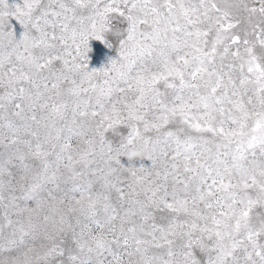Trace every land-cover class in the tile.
I'll list each match as a JSON object with an SVG mask.
<instances>
[{
  "label": "snow or ice",
  "instance_id": "1",
  "mask_svg": "<svg viewBox=\"0 0 264 264\" xmlns=\"http://www.w3.org/2000/svg\"><path fill=\"white\" fill-rule=\"evenodd\" d=\"M0 8V24L16 18L26 29L17 39L5 28L0 48L15 109L0 104L10 114L0 116L10 131L0 144L15 149L0 163V202L22 217L5 216L0 232L11 229L6 248L27 249L7 264H264V0H0ZM111 36L119 53L110 63L120 69L94 83L75 53L90 39L113 48ZM46 95L39 106L54 122L69 107L55 99L65 95L74 124L91 118L75 133H91L87 147L59 134L21 138L10 117L27 119L28 100L39 124L34 106ZM121 126L130 130L113 145L107 133ZM136 143L154 161L146 176L129 158ZM97 160L103 166L92 169ZM69 181L79 198L60 196Z\"/></svg>",
  "mask_w": 264,
  "mask_h": 264
},
{
  "label": "rangeland",
  "instance_id": "2",
  "mask_svg": "<svg viewBox=\"0 0 264 264\" xmlns=\"http://www.w3.org/2000/svg\"><path fill=\"white\" fill-rule=\"evenodd\" d=\"M195 2V0H193ZM217 2L221 3L222 5L230 2V0H217ZM8 3L10 6L12 5H19L20 3H23V0H8ZM0 11H3L2 8H0ZM86 27H90L87 25V22H85ZM244 27V25H242ZM5 28H7L9 31L15 34L16 38L19 39V37L23 34V32L26 30L25 25L21 24L19 19L13 18V19H7L5 18V21L3 24H0V48H2L3 44H7V39H4L3 33L5 31ZM110 43L114 45L113 48H108L104 44H102L100 41H97L95 39H90L87 41V43H80V51L79 53H75L78 56V59L80 62L84 63L87 68L93 70V82H103V80L111 73L113 77L117 75V71L120 69V65H112L110 61L116 59L119 53L118 46H116L115 37L111 36ZM71 43V41H69ZM235 50V48L233 49ZM231 58H229L226 63H230ZM107 65V67H106ZM138 70V68L136 69ZM228 69H225L227 71ZM134 74V73H133ZM238 74V69L234 71L233 75ZM3 78V69H0V104H5L7 107L13 111L15 109L11 104H8V101L6 100V91H5V85L7 84L6 79ZM25 87H28L27 85H24ZM123 86V85H122ZM252 86L249 85V88ZM161 90H163V86L161 85ZM15 94V93H14ZM47 95H51V93H48ZM47 95L43 97L40 101L37 102V104L34 106V114L37 117V120L40 122L37 124L35 121L31 120V116L33 115V111L28 110V105L31 103V101L25 100V115L27 119L25 120H19L15 117H10L17 125H23L22 128H20L18 134L21 136L23 140H32L35 142L34 138L30 135H28L29 131L38 132L41 139L45 137L46 134L50 133L52 136H55L59 134L61 136V143L64 141H67L69 144H71L72 148L75 149L77 146H79L81 149L87 147L85 144L86 138H91V133L88 132V136H77L75 133L79 131H87L89 124L91 123V118H89L86 122L85 121H78V123L74 124L72 122V108L74 107V101L73 98L68 97L67 95L59 98H55L57 102H67L69 107L67 111L65 112L64 119L59 120L57 119L55 122L52 118L49 117L48 109H44L40 107L39 105L46 101ZM124 95V94H120ZM133 93L129 92L127 93L128 97H131ZM251 93H249V96ZM116 97L114 96L113 99ZM246 97L245 99H247ZM86 99V98H85ZM94 102V98H93ZM257 110H259V104H256ZM3 115H10L7 112H4L3 110H0V116ZM84 123V129L80 128V123ZM7 122L4 119H0V140L3 139L4 135H9L10 131L5 127V124ZM55 123V126L53 127V124ZM226 127L228 125L226 124ZM130 129L127 127L121 126L119 128L118 133H113L109 131L107 133L108 139L113 143V145L119 144L122 136H126L128 131ZM55 143V141H53ZM16 147H22V145H17ZM140 144L136 143L131 146L129 150L132 149H139ZM107 149H105L106 151ZM15 151L14 148H6L3 144H0V163L3 162V160L7 159L11 153ZM96 151L97 153L100 152V145L96 144ZM67 155V153H65ZM75 155V153H74ZM78 159V157H77ZM121 161L124 164H132V161H129L127 157L122 156ZM103 166L102 162L97 160L91 165L92 169H95L97 166ZM154 161L148 156L147 153H145L143 156H139L135 159V170L137 171L138 176H146L150 171H155V168L153 167ZM77 169H81L83 166L81 164L76 165ZM15 171V169H13ZM64 191L68 192V196L71 199L79 198L78 190L73 191V183L69 181L67 184H62V191L60 192V196H64ZM17 196L20 194L17 190L15 193ZM5 196H7V193H4ZM17 203L20 205V207L24 208H33L35 207V203L32 201H17ZM7 204V200L0 202V227L5 225L7 221L5 220V216L8 217V219H11L12 221H16L18 219H22L21 216L17 215L16 209H7L5 208V205ZM11 229H5V231L0 232V262H3V264H7L8 261H16L18 258L23 259V251H26V248H23V251L17 250L15 246H9L8 248L5 247V240L8 238V235L10 233ZM28 247H40V241H37L35 244H33L31 241L28 242ZM32 264H44L43 261L32 259Z\"/></svg>",
  "mask_w": 264,
  "mask_h": 264
},
{
  "label": "clouds",
  "instance_id": "3",
  "mask_svg": "<svg viewBox=\"0 0 264 264\" xmlns=\"http://www.w3.org/2000/svg\"><path fill=\"white\" fill-rule=\"evenodd\" d=\"M140 153L138 149H132L129 152V158L130 159H136L137 157H139Z\"/></svg>",
  "mask_w": 264,
  "mask_h": 264
}]
</instances>
